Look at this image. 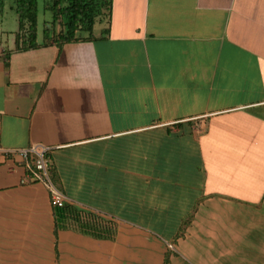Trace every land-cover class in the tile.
<instances>
[{
	"label": "crops",
	"instance_id": "0c3cea01",
	"mask_svg": "<svg viewBox=\"0 0 264 264\" xmlns=\"http://www.w3.org/2000/svg\"><path fill=\"white\" fill-rule=\"evenodd\" d=\"M51 20L0 30V145L47 149L104 232L1 154L0 264H264V0H113L62 45Z\"/></svg>",
	"mask_w": 264,
	"mask_h": 264
},
{
	"label": "trees",
	"instance_id": "16d2710c",
	"mask_svg": "<svg viewBox=\"0 0 264 264\" xmlns=\"http://www.w3.org/2000/svg\"><path fill=\"white\" fill-rule=\"evenodd\" d=\"M113 0H51L49 9L52 12L50 31L44 29V37H50L54 43L62 45L81 38L83 35L93 36L95 23L102 13L110 14ZM11 8L19 21V31L16 34V49L28 50L38 46L39 38V0H12ZM60 27V30H55ZM52 180L57 185L58 179L52 165L49 164ZM55 209V208H54ZM55 213L60 227L68 226L73 221L79 230L100 235L104 229H98L94 224L80 219L79 212L69 208H56Z\"/></svg>",
	"mask_w": 264,
	"mask_h": 264
},
{
	"label": "built area",
	"instance_id": "2783aa9c",
	"mask_svg": "<svg viewBox=\"0 0 264 264\" xmlns=\"http://www.w3.org/2000/svg\"><path fill=\"white\" fill-rule=\"evenodd\" d=\"M18 153L23 156L26 176L22 180L23 183H35L40 182L45 185L50 194V204L53 208H64L68 209L67 205L68 199L63 191H61L53 182L50 172H49V161L47 159L48 150L39 146H34L29 149L22 150H7L0 145V155H11L13 153ZM79 212L80 219L84 222H90L86 220L85 213L80 209ZM94 217L91 220L93 223H98V218L101 217L98 213H94ZM114 222V221H113ZM113 222L109 221L108 225L113 228ZM100 223V222H99ZM99 226V225H98ZM115 226V225H114ZM115 228V227H114Z\"/></svg>",
	"mask_w": 264,
	"mask_h": 264
},
{
	"label": "rangeland",
	"instance_id": "374dc122",
	"mask_svg": "<svg viewBox=\"0 0 264 264\" xmlns=\"http://www.w3.org/2000/svg\"><path fill=\"white\" fill-rule=\"evenodd\" d=\"M51 0H39V33L43 30V23L45 20L52 18V12L49 9ZM12 0H0V30L15 27L18 24L17 17L11 8ZM51 21H49L45 27H49L52 30ZM55 30H60L57 26ZM53 34V33H52ZM5 39V38H4Z\"/></svg>",
	"mask_w": 264,
	"mask_h": 264
}]
</instances>
